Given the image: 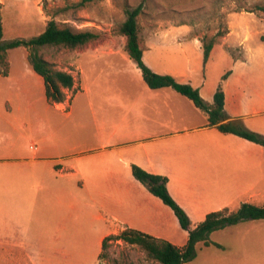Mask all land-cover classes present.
Listing matches in <instances>:
<instances>
[{"label":"rangeland","instance_id":"374dc122","mask_svg":"<svg viewBox=\"0 0 264 264\" xmlns=\"http://www.w3.org/2000/svg\"><path fill=\"white\" fill-rule=\"evenodd\" d=\"M82 1L0 0L4 41L36 36L50 20L98 35L74 51L43 49L74 78L60 104L46 100L26 49L8 51L0 66V264H159L114 239L128 227L183 246L187 231L131 165L167 178L191 228L211 212L264 204V148L208 127L173 90L162 96L172 100L143 97L147 87L116 33L125 9L141 6L146 66L184 72L181 83L207 103L233 71L228 120L264 136V0ZM218 32L203 68L201 39ZM186 264H264V219L211 233Z\"/></svg>","mask_w":264,"mask_h":264},{"label":"trees","instance_id":"16d2710c","mask_svg":"<svg viewBox=\"0 0 264 264\" xmlns=\"http://www.w3.org/2000/svg\"><path fill=\"white\" fill-rule=\"evenodd\" d=\"M90 0H83L88 2ZM141 6L134 9H125V20L118 25L116 33L125 38L124 52L136 65L142 81L150 90L171 89L188 99L193 106L202 111L207 118V126L214 127L221 134L234 135L264 148V136L244 129L239 120H228L224 110L223 83L229 72L221 77V83L213 95L212 103H207L190 84H182L171 75L154 73L143 61V49L138 36V17ZM223 33L218 32L211 38H202V66H206L217 38ZM98 39V35L91 31H75L67 26H59L56 21L47 22L44 30L33 37L3 40L2 25L0 20V66H7V53L10 50L24 48L28 51L27 62L32 71L38 75L44 85V95L50 104H60L65 99L64 90L71 89L74 78L70 73L57 70L45 60L42 51L45 48H61L74 51ZM1 73V72H0ZM132 176L148 186L149 192L159 198L168 206L176 216L180 227L188 233L183 246H176L167 240L157 238L141 231L124 228L114 236L117 241L138 246L146 256L159 264H186L196 256V246L202 243L209 245L211 233L222 230L245 221L264 219V204L256 206L248 203L242 204L236 211L223 209L207 214L202 222L191 228V222L185 212L175 203L166 189L167 178L150 174L136 165H131ZM106 237L102 240L101 249L106 246ZM101 258V254L99 255Z\"/></svg>","mask_w":264,"mask_h":264},{"label":"crops","instance_id":"0c3cea01","mask_svg":"<svg viewBox=\"0 0 264 264\" xmlns=\"http://www.w3.org/2000/svg\"><path fill=\"white\" fill-rule=\"evenodd\" d=\"M247 50V49H246ZM212 51H213V49H212ZM212 51H211V53H212ZM248 53H250V51H248V52H246V57L248 56ZM144 56V55H143ZM228 56H230V55H228ZM210 57H211V54H210ZM210 57H209V59H210ZM208 59V60H209ZM233 60V62H235V61H237L238 59H236V60H234V59H232ZM242 60V59H241ZM244 61H246V59L244 60ZM207 65V64H206ZM206 67V66H205ZM229 72V75H228V77H227V79L224 81L225 83H224V110H225V112H229L230 111V109H228V108H231V107H233V105H234V98L231 96H229V93L227 92V89H228V87H229V82H230V79H231V77L233 76V71H228ZM225 73H227V72H225ZM224 73V74H225ZM173 76H174V78L176 79V81L177 82H179V83H181V79H184L185 78V73L184 72H180L179 74H177V73H173L172 74ZM144 83V82H143ZM146 86V85H145ZM147 87V86H146ZM142 89V96L143 97H146L147 98V100H149V101H152V100H159L160 98H164V97H162V96H164L163 94H166L165 95V97H168V98H170V94H168V93H166L167 92V90H171V89H160V90H150L148 87L145 89L144 87H142L141 88ZM199 90V89H198ZM200 93V92H199ZM214 95V94H213ZM201 96V95H200ZM183 97V96H182ZM185 98V97H184ZM167 99V98H166ZM165 98L164 99H161V100H166ZM174 99V98H173ZM212 99H213V96H212ZM167 100H172V99H167ZM188 100V99H187ZM212 103V102H211ZM189 106V105H188ZM189 108H190V110H192L191 109V107L189 106ZM227 110V111H226ZM188 112H190V111H188ZM191 113V112H190ZM260 114H262V111H256L255 113H251L250 115H251V117H253L254 115H260ZM197 115H198V113H197ZM236 115H239V114H235V116ZM247 115V114H246ZM240 116V115H239ZM172 117H174V116H172ZM205 117H206V115H205ZM231 118V117H230ZM238 118V117H237ZM241 118V117H240ZM207 124V118H206V121H205V125ZM207 127V126H206ZM142 145V144H141ZM30 147V149H34L33 147H31V146H29ZM127 226V225H126ZM129 228V227H128Z\"/></svg>","mask_w":264,"mask_h":264}]
</instances>
